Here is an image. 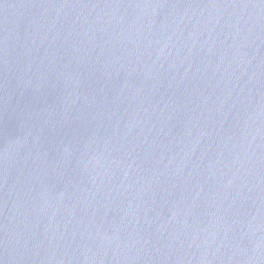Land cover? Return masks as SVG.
Here are the masks:
<instances>
[{
	"label": "water",
	"instance_id": "water-1",
	"mask_svg": "<svg viewBox=\"0 0 264 264\" xmlns=\"http://www.w3.org/2000/svg\"><path fill=\"white\" fill-rule=\"evenodd\" d=\"M0 264H264V0H0Z\"/></svg>",
	"mask_w": 264,
	"mask_h": 264
}]
</instances>
